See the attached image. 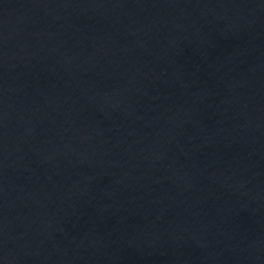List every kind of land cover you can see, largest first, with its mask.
<instances>
[{
  "label": "water",
  "instance_id": "water-1",
  "mask_svg": "<svg viewBox=\"0 0 264 264\" xmlns=\"http://www.w3.org/2000/svg\"><path fill=\"white\" fill-rule=\"evenodd\" d=\"M0 29L129 42L264 81V0H0Z\"/></svg>",
  "mask_w": 264,
  "mask_h": 264
}]
</instances>
